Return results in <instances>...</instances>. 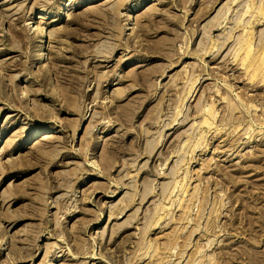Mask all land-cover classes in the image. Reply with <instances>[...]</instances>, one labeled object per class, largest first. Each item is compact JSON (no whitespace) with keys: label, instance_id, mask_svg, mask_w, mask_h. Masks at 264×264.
<instances>
[{"label":"rangeland","instance_id":"rangeland-1","mask_svg":"<svg viewBox=\"0 0 264 264\" xmlns=\"http://www.w3.org/2000/svg\"><path fill=\"white\" fill-rule=\"evenodd\" d=\"M0 264H264V0H0Z\"/></svg>","mask_w":264,"mask_h":264},{"label":"bare ground","instance_id":"bare-ground-1","mask_svg":"<svg viewBox=\"0 0 264 264\" xmlns=\"http://www.w3.org/2000/svg\"><path fill=\"white\" fill-rule=\"evenodd\" d=\"M39 18H40V17H39ZM43 21H45V20H43ZM53 131H54V130H53ZM48 134H49V133H48ZM56 136H57V135H56ZM46 137H49V136H46ZM46 137H45V138H46ZM52 139H53V138H52ZM54 139H55V138H54ZM54 139H53V140H54ZM38 140H39V139H38ZM49 140H50V139H49ZM53 140H51V141H53ZM55 140H56V139H55ZM55 140H54V141H55ZM39 142H40V140H39ZM43 143H44V142H43ZM43 143H42L41 145H43Z\"/></svg>","mask_w":264,"mask_h":264}]
</instances>
